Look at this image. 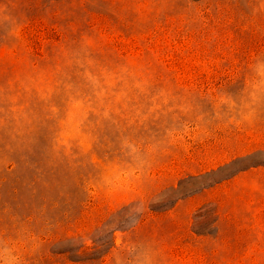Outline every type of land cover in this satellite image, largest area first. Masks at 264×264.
<instances>
[{
    "label": "rangeland",
    "instance_id": "rangeland-1",
    "mask_svg": "<svg viewBox=\"0 0 264 264\" xmlns=\"http://www.w3.org/2000/svg\"><path fill=\"white\" fill-rule=\"evenodd\" d=\"M0 264H264V0H0Z\"/></svg>",
    "mask_w": 264,
    "mask_h": 264
},
{
    "label": "clouds",
    "instance_id": "clouds-1",
    "mask_svg": "<svg viewBox=\"0 0 264 264\" xmlns=\"http://www.w3.org/2000/svg\"><path fill=\"white\" fill-rule=\"evenodd\" d=\"M258 71H261V69L258 68Z\"/></svg>",
    "mask_w": 264,
    "mask_h": 264
}]
</instances>
